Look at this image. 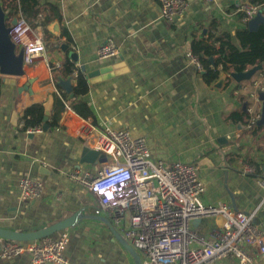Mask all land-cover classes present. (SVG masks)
Masks as SVG:
<instances>
[{
    "label": "crops",
    "instance_id": "crops-1",
    "mask_svg": "<svg viewBox=\"0 0 264 264\" xmlns=\"http://www.w3.org/2000/svg\"><path fill=\"white\" fill-rule=\"evenodd\" d=\"M187 1L186 12L171 22L162 16L160 0H29L27 13L20 8L15 12L13 6H19V0H1L9 21L19 14L31 19L29 38L45 41L48 52L26 64L16 85L4 82L0 74V227L35 231L78 213L76 224L65 229L70 234L65 249L70 264H136L110 227L111 218L95 213L97 196L70 176L77 171L84 177L100 168V163H81L84 146L94 147V136L80 138L74 133L81 119L98 126L128 127L133 136L147 138L154 159L198 164L205 203L223 201L236 210L256 211L254 222L264 227V188L258 182L264 179V127L247 128L243 110L254 83L264 84V61L250 79L241 82L221 70L219 78L226 75V80L217 86L219 78L207 82L204 71L186 56L194 41L209 36L229 35L240 47L237 32L249 27L240 6L264 0ZM54 21L60 24L58 35L47 28ZM109 39L118 45L119 54L99 58L98 47ZM62 44L69 45L68 51ZM69 51L77 52L74 62L80 68L86 66L90 88L83 99L91 116L84 117L67 102L59 130L56 125L29 132L30 128L24 129V109L54 95L56 79L64 73L52 72L47 58L64 62ZM121 58L127 71L90 81L88 72ZM26 83L32 91H19ZM206 158L210 162H203ZM248 165L254 171H246ZM24 176L42 181L40 197L22 200L19 180ZM199 226L208 233L213 219H203ZM5 240L0 237V264H32L27 254L1 257ZM249 251L254 256L252 264H264L263 255ZM211 264L239 263L225 257Z\"/></svg>",
    "mask_w": 264,
    "mask_h": 264
},
{
    "label": "built area",
    "instance_id": "built-area-1",
    "mask_svg": "<svg viewBox=\"0 0 264 264\" xmlns=\"http://www.w3.org/2000/svg\"><path fill=\"white\" fill-rule=\"evenodd\" d=\"M216 2L217 0H204ZM162 16L173 22L188 9L187 0H160ZM246 20L264 13L263 3H245L240 6ZM17 23L11 25L10 34L16 46L24 49V62L33 64L38 56L47 55L48 47L40 38H29L32 25L19 14ZM119 54L118 45L111 39L98 47L99 58ZM188 61L198 70L203 65L197 55L189 50ZM47 64L52 72L63 69V62ZM79 64L75 63L72 78H76ZM248 97L246 126L258 127L261 116L259 92L264 84L255 82ZM57 95L68 104L57 87ZM63 111L61 112L62 116ZM60 116V119H61ZM57 130H59V123ZM29 132L42 131V126L30 127ZM74 133L84 138L94 136V147L106 156L95 174L79 177L77 171L70 174L88 187L98 198L97 215L107 214L116 229L140 254L143 264H211L225 257H233L239 264H252L250 249L264 256V227L256 224V211L233 209L228 203H205L204 183L199 165L176 160L167 164L154 159L144 136L135 137L128 127L114 128L109 123L99 126L87 119L78 120ZM89 147V146H88ZM254 167L246 166L252 172ZM258 182L264 188V179ZM22 200L36 199L42 195L43 183L30 176L19 180ZM213 219L208 233H202L193 224L195 219ZM70 234L67 230L54 238L47 236L33 241L5 240L1 257L11 258L27 254L32 264L45 262L70 264L65 249Z\"/></svg>",
    "mask_w": 264,
    "mask_h": 264
},
{
    "label": "water",
    "instance_id": "water-1",
    "mask_svg": "<svg viewBox=\"0 0 264 264\" xmlns=\"http://www.w3.org/2000/svg\"><path fill=\"white\" fill-rule=\"evenodd\" d=\"M17 23V17H15L12 21H9L5 9L1 4L0 0V74L4 76V82L10 83L13 85L17 84V78L23 76L25 74V67L26 63L24 62V49L22 48L20 51H17L16 43L12 40L10 34V27L13 24ZM261 23H264V13L260 11L255 17L249 20V28L251 30H255L259 27ZM53 34L58 35L60 31V24L58 21H54L47 27ZM62 49L64 51H68L69 45L62 44ZM69 57L73 61H78V55L75 51H69ZM213 61V58H210ZM259 68L258 65L254 66L251 69H248L243 72H232L230 76L237 82H241L243 80L250 79L255 71ZM83 71L86 70V66L83 65L81 67ZM128 70V67L125 61L121 58V61L99 66L94 71L88 72V76L91 82L100 81L102 79L110 78L116 74L124 73ZM94 72V73H92ZM92 74H97L96 77H92ZM226 80V75H222L216 85L220 86ZM73 78L72 76L68 78H63L62 76L57 77V82L59 86L63 88V90L68 94V98L73 97ZM23 90H30L32 89L26 83L23 86L19 87V91ZM259 99L261 100L262 107H261V116L257 121L258 127H264V90L259 92ZM53 104H54V95H49L47 101L43 103L44 105V124L42 126L43 129H48L50 125L48 124L49 117L53 113ZM248 105L249 102L246 101L243 105V110L245 113L248 112ZM12 120L15 125L18 123V114L16 111L13 112ZM106 156L100 151L93 149L88 146H84L82 151V158L81 163H101L106 161ZM203 162H210L208 158L204 159ZM79 220V214L75 213L73 216L64 219L58 223L50 225L48 227L29 231V232H21V231H14L6 228L0 227V237L5 238L6 240H16V241H33L42 239L47 236H52L58 231H63L66 228L73 226ZM202 222V219L198 218L193 221V224L198 227L199 224ZM110 227L112 228L113 232L115 233L116 237L122 242L124 247L131 253L134 257L136 264H143L142 258L139 252L132 246L128 241L124 239L121 234H117V231L114 229L113 225L108 222Z\"/></svg>",
    "mask_w": 264,
    "mask_h": 264
},
{
    "label": "trees",
    "instance_id": "trees-1",
    "mask_svg": "<svg viewBox=\"0 0 264 264\" xmlns=\"http://www.w3.org/2000/svg\"><path fill=\"white\" fill-rule=\"evenodd\" d=\"M29 0H19V6H13L15 12L20 8L22 12L27 11V3ZM13 4V1L10 2ZM53 9H56L52 5ZM29 23L31 19H26ZM44 24V23H43ZM67 36V31H63ZM237 38L240 42L238 47L231 36H222L213 38L209 36L208 39H201L194 41L191 52L197 55L203 65L204 77L207 82H213L220 76L221 70L226 73L243 72L248 70L249 66H255L264 61V23H261L255 30L245 27L237 32ZM218 43V45H217ZM213 58V61L210 60ZM64 73L58 76H71L75 70V62L67 57L63 62ZM60 70V71H61ZM57 80V79H56ZM2 87V79L0 78V93ZM57 88L62 91L66 102L79 114L84 117H90L91 111L83 99L88 93L90 84L85 72L79 68L76 76V83L73 85V97L68 98V94L61 86L57 84ZM54 109L52 115L49 117L48 124L55 127L61 116V112L65 110L64 101L54 93ZM78 102V103H77ZM45 118L44 105L42 102H35L26 107L22 114L24 120V129L35 126H43ZM198 230L200 226L197 227Z\"/></svg>",
    "mask_w": 264,
    "mask_h": 264
}]
</instances>
